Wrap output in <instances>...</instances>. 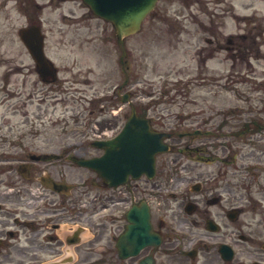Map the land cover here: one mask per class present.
<instances>
[{
  "label": "flooded vegetation",
  "instance_id": "1",
  "mask_svg": "<svg viewBox=\"0 0 264 264\" xmlns=\"http://www.w3.org/2000/svg\"><path fill=\"white\" fill-rule=\"evenodd\" d=\"M3 55L0 53V66L4 67L0 74V264H264V135L256 144L258 153L242 164L233 186L226 156L204 154L213 144L208 148L202 144L180 146L183 140L170 133L174 153L156 157L152 180L141 176L126 187L111 188L98 173L90 171L91 176L85 177L70 166L75 159L65 139H51L38 149L33 131L38 101L49 100L54 108L73 93L79 94L74 76L62 81L47 78L53 89L42 98L37 68L22 74L17 60L6 61ZM122 64L128 87L133 67L128 61ZM118 89L110 85L109 90L97 92L101 141L108 139L104 134L113 137L118 128L117 123L103 118L117 107ZM75 99L81 101L82 96ZM125 99H130L129 93ZM12 117L18 120L11 123ZM16 126L18 131L28 128L29 136L11 134ZM257 127L264 131V124ZM101 154L97 150L95 156ZM165 167H171L167 180ZM168 189L177 192L171 191L173 204L166 206ZM142 202L160 243L145 246L136 255H124L121 238L131 223L127 213Z\"/></svg>",
  "mask_w": 264,
  "mask_h": 264
},
{
  "label": "rangeland",
  "instance_id": "2",
  "mask_svg": "<svg viewBox=\"0 0 264 264\" xmlns=\"http://www.w3.org/2000/svg\"><path fill=\"white\" fill-rule=\"evenodd\" d=\"M243 16L248 18L245 23ZM30 23L45 35V53L57 68L58 81L74 76L80 92L55 108L38 101L33 112L42 120L36 125L38 149L51 139H65L73 157L94 156L97 151L85 133L92 136L101 130L102 116L91 100L101 89L124 81L122 48L114 30L81 0H0V53L6 61L17 60L22 74L34 67L18 35ZM228 36H235L232 44ZM124 46L125 60L133 66L129 89L134 91L135 107L147 106L155 122L178 134L200 131L190 146L207 141L230 144V149L219 148L214 154L229 158L230 182L237 183L242 164L258 153L256 144L264 135L263 131L237 136L248 122L264 123V0H158L141 31L125 39ZM3 70L0 66V74ZM30 74L33 79L35 74ZM37 86L44 92L42 98L51 95L46 91L53 86L38 76ZM123 110L119 113L129 115L130 108ZM2 114L0 107V119ZM103 118L120 123L109 114ZM53 119L57 120L52 123ZM10 120L15 123L18 118ZM19 129L14 127L11 134L18 135ZM70 166L91 176L73 162ZM169 172L167 167L166 179ZM165 200L166 206L172 204Z\"/></svg>",
  "mask_w": 264,
  "mask_h": 264
},
{
  "label": "water",
  "instance_id": "3",
  "mask_svg": "<svg viewBox=\"0 0 264 264\" xmlns=\"http://www.w3.org/2000/svg\"><path fill=\"white\" fill-rule=\"evenodd\" d=\"M98 17L112 23L117 38L136 32L145 16L154 8L156 0H83ZM20 38L38 66L41 76L53 75L54 70L43 53V36L37 27L21 29ZM162 134L151 131L147 120L139 119L132 113L122 132L113 140L99 143L105 148L101 158L79 160L81 166L98 171L109 185H118L128 176L138 177L142 173L152 177L154 171V155L158 151H166L162 144ZM139 210H133L129 216L136 217ZM134 221V219H132ZM140 222L139 224H141ZM144 225L147 231V222ZM142 227V226H141ZM136 227H129L125 239L129 238ZM152 239L153 235H149ZM145 235V242L148 240Z\"/></svg>",
  "mask_w": 264,
  "mask_h": 264
}]
</instances>
